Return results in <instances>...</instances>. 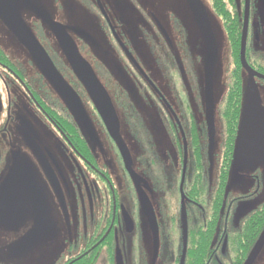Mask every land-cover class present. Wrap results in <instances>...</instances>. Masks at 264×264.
Masks as SVG:
<instances>
[{"label": "flooded vegetation", "instance_id": "flooded-vegetation-1", "mask_svg": "<svg viewBox=\"0 0 264 264\" xmlns=\"http://www.w3.org/2000/svg\"><path fill=\"white\" fill-rule=\"evenodd\" d=\"M202 2L231 54L232 37L241 48L248 12L247 59L264 74V0ZM51 22L66 27L112 99L133 169L148 182L155 251L143 244L142 227L151 226L118 142ZM24 32L44 49L53 74L23 42ZM206 52L188 0H0V264H119L118 256L121 264L246 262L262 232L247 251L245 223L264 206V175L257 169L225 189L215 218L217 182L229 167L223 111L231 71L215 98L211 133L201 76ZM201 178L206 187L198 195ZM171 196L179 197L178 216L169 213Z\"/></svg>", "mask_w": 264, "mask_h": 264}, {"label": "water", "instance_id": "water-1", "mask_svg": "<svg viewBox=\"0 0 264 264\" xmlns=\"http://www.w3.org/2000/svg\"><path fill=\"white\" fill-rule=\"evenodd\" d=\"M200 31L204 37L207 52L205 55V96H206V115L211 124V133L214 130L215 116V96L213 86L214 65L218 60L219 46L217 37L214 34L210 23L209 15L206 6L202 0H188ZM248 12L246 14L245 26L243 29L240 49V62L244 70L247 72L243 78V100L241 108V117L239 119V129L236 138L234 150V161L230 170V176L226 187L228 193L233 186L241 184L246 172L255 171L256 166L247 164L245 161H252L264 157V107L260 103V91L256 82V78L264 80V74L257 72L248 62L246 47H247V28H248ZM53 33L55 34L70 66L81 83L86 87L90 98L100 113L104 124L106 125L111 137L118 142L120 151L125 159L126 168L129 172L137 190L142 209L147 215L150 226L156 243H159V231L156 219V213L152 202L146 193L148 182L133 169L132 156L122 140L120 134V121L113 105L112 99L97 77L92 65L82 57L78 46L71 35L66 30V27L57 22L50 24ZM23 42L35 53L38 57L40 66L46 68L49 73L53 74V64L47 56L44 49L34 40L28 33L24 32L21 35ZM261 160H256L255 163ZM245 172V173H242ZM252 171V172H254ZM184 180L181 184V193L183 198V206L181 213L182 237L184 250H186L189 241L188 214L186 209V195L184 192ZM127 224L132 229V220L126 215ZM264 249V228L251 250L244 264H254ZM118 263L121 264V257L118 256Z\"/></svg>", "mask_w": 264, "mask_h": 264}, {"label": "trees", "instance_id": "trees-1", "mask_svg": "<svg viewBox=\"0 0 264 264\" xmlns=\"http://www.w3.org/2000/svg\"><path fill=\"white\" fill-rule=\"evenodd\" d=\"M222 12V11H221ZM223 13V12H222ZM220 13L221 16L223 14ZM225 17V16H224ZM226 18V17H225ZM238 37V36H237ZM236 37V38H237ZM231 48H232V57L234 62V67L231 69L230 72V87L227 93V103L225 110L223 111L224 120L226 123V130L228 132L229 137V145L228 150L226 153V156L228 157L227 161H229V167L226 169L221 170V176H219L218 179V190H216L217 197L220 196V198L216 199V204L214 205V211L216 212L215 218L217 219V216L219 214V210L222 204V197L225 192V189L227 187L226 182L229 179L230 174V163L231 159L234 155V144L237 136V129L239 125V119H240V113L242 108V100H243V69L240 63V44L239 40H234L233 37L231 39ZM242 72V73H241ZM223 174V175H222ZM202 178L200 179V182L198 183V189L197 194L202 195L205 192L204 183L201 182ZM215 219V220H216ZM214 227V226H213ZM264 227V206H262L260 209H257L256 212L252 214V216L247 220L245 223V242L247 244V251L250 245L256 239L258 238L261 230ZM193 236L191 235V240Z\"/></svg>", "mask_w": 264, "mask_h": 264}, {"label": "rangeland", "instance_id": "rangeland-1", "mask_svg": "<svg viewBox=\"0 0 264 264\" xmlns=\"http://www.w3.org/2000/svg\"><path fill=\"white\" fill-rule=\"evenodd\" d=\"M169 3V0H167ZM219 28H220V32H221V37L218 40L219 43V55H218V60L214 65V72H213V86H214V92H215V98L217 99V101H219L220 98H222V96L224 95V92L227 90L228 88V73H229V69L231 71V69L234 67V62H233V57L232 54L230 53V45L228 42V39L226 37L225 32H223L221 25L219 23ZM205 60V57H204ZM232 63V65H231ZM199 70V67H198ZM244 75H246V73H243ZM205 76L206 78V73H205V65L201 67V76ZM230 76V75H229ZM230 80V79H229ZM257 82V81H256ZM257 85L259 87V91H260V103L261 105L264 107V81H259L257 82ZM225 110V107H224ZM215 114H216V108H215ZM256 160H261L257 163ZM256 160H252V161H245V166L247 167L250 165L256 166L255 171L252 172H246L247 177L250 175H252L253 173L257 172V169H260L261 172L264 175V157L260 158V159H256ZM233 161H234V156H233ZM233 164V162H232ZM242 173H245L242 171ZM239 190H235L233 191L234 193L238 192ZM27 209H30V206L27 207ZM169 213L172 214L174 213L176 216H178L179 213V197H173L171 196V199L169 201ZM143 244L146 247V249L151 252L153 249L154 251L158 248L159 243H156L155 239H154V235L151 231V229H146L143 228ZM175 236H176V242L179 243L181 241L180 239V231L179 229L175 232ZM255 264H264V251H262V253L260 254V256L258 257V259L256 260Z\"/></svg>", "mask_w": 264, "mask_h": 264}]
</instances>
